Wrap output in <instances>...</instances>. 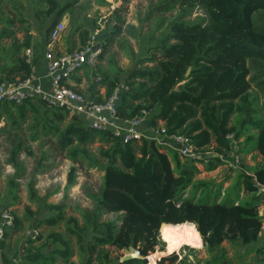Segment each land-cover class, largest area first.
I'll return each instance as SVG.
<instances>
[{"label":"trees","instance_id":"obj_1","mask_svg":"<svg viewBox=\"0 0 264 264\" xmlns=\"http://www.w3.org/2000/svg\"><path fill=\"white\" fill-rule=\"evenodd\" d=\"M24 1L0 0V81L25 80L35 66L34 60L28 62L26 54L34 46V36L21 9ZM96 1L100 6H110L106 0ZM148 1V17L154 19L156 29L142 37L146 53L140 66L126 77L117 70L112 58L108 68L99 65L96 70L84 68L89 86L79 92L96 102H104L118 84L125 83L130 89L121 94L118 102L120 116L133 118L146 109L151 115V125L163 123L171 132L188 135L204 150L215 143L214 151L224 155L229 153L226 135L235 132L238 139L246 136L247 144L254 142L261 164L253 167L243 164L242 172L227 173V178L232 171L238 176L237 192L226 194L229 198L226 201L219 197L212 203L197 201L195 197L186 198L189 188L204 186V182L196 180L199 169L194 161L183 159L154 141L125 144L113 133L95 130L84 118L72 117L45 100L21 105L0 102L3 122L0 138L11 141L6 163L16 171L10 181L13 186L26 172L20 156L26 153L35 157L34 150L27 145L26 134L41 147L45 142L51 143L53 151L66 153L73 161L82 158L96 161L105 172L100 191L91 194L93 208L80 210L82 222L74 216L68 217L66 206L47 204L53 214L43 218L38 227L65 223L69 236L50 232L47 241L39 245L36 243L41 236L35 240L28 237L26 246L20 250L8 243L11 230L20 225L16 217L1 243L4 264H147L146 256L156 251L163 227L171 223H194L202 235L203 247L211 253L225 242H240L251 246L246 255L256 253L254 264H264V217L259 210L264 204V191H261L264 187V0ZM33 2L37 14L52 19L45 30L43 50H37V55L46 52L52 30L66 16L69 33L64 38V50L55 48L56 56L83 47L101 30L97 43L103 50L100 64L123 31L118 9L103 20L99 10L92 17L83 13L90 9V1L88 5L80 0ZM6 8H10L11 15H7ZM197 8L204 9L207 18L187 19ZM175 11L177 16L160 31L165 24L163 16ZM129 27L137 38L135 26ZM127 44L123 38L120 47L129 57H135L133 47ZM96 75L101 77L100 82L96 81ZM101 88L105 89L104 93L100 92ZM97 144V155H93L91 149ZM243 151L248 148H242ZM49 153L43 150L42 159L49 158ZM221 165L224 162L219 157L211 158L208 169L212 171ZM39 167L44 168L43 161ZM74 171L72 168L71 183ZM241 190L252 195L249 201L238 200ZM30 191L34 199L36 192L32 185ZM109 213L118 214V220H105ZM73 239L82 257L80 263L71 260L75 256ZM51 243L57 246L49 247ZM107 247L117 251L133 247L140 257L121 262L122 256L113 257ZM178 255L163 257L160 264L176 263ZM181 256L180 264H190L189 254L181 252ZM202 263L225 264L219 256L197 264Z\"/></svg>","mask_w":264,"mask_h":264},{"label":"rangeland","instance_id":"obj_2","mask_svg":"<svg viewBox=\"0 0 264 264\" xmlns=\"http://www.w3.org/2000/svg\"><path fill=\"white\" fill-rule=\"evenodd\" d=\"M81 3L86 4L90 1V9L86 12L88 17L94 16L95 12L99 10L103 15V20L110 18L117 9L121 10L119 13L123 20V31L118 39L110 45V52L106 54L104 61L100 62L99 66L102 68H108L109 59L114 60V65L120 69L123 73V77H126L134 68L140 66V61L146 53V42L142 40V37L147 33L154 31V19H149L148 17V0H106L110 6H100L96 0H80ZM16 5L20 6L18 2ZM21 9L24 12V17L29 21L33 36H34V46H40L45 37L46 27L51 23L52 19L48 16L37 14L35 10V4L33 0H26ZM88 5V4H86ZM7 15H11L10 8L5 9ZM13 12V11H12ZM178 11L173 13H168L163 16L165 19V24L160 29L162 31L168 25V22L175 18ZM16 16L13 12V18ZM198 18H207L205 10L202 8H197L193 11L190 17L187 19L197 20ZM17 27L20 28L19 20H16ZM62 22L66 24V28L57 42V44L62 45L64 43L65 36L68 35V22L69 17L63 18ZM115 24V23H113ZM135 26L134 32L137 35L135 38L130 33V27ZM1 29V26H0ZM103 31L99 30L100 36H102ZM21 35V33H19ZM125 38L128 42L127 46H132L136 55L135 57H129L126 52L120 47V42ZM33 46V47H34ZM39 50H43L42 46ZM148 64V63H147ZM145 64V65H147ZM151 66V64H149ZM97 77V75H96ZM3 122L0 120V125ZM246 136L241 138L242 148L247 147L248 151L241 150L243 157V164L248 167H253L261 164L262 158L257 151L254 150V142L251 141L247 144ZM27 145H30L35 152V157H31L26 153L20 156V159L24 161L26 172L24 177L15 180V185L13 186L10 181L12 180L15 169L12 165L6 163L9 149L11 147V141L8 138H0V210L9 209L16 214L19 218L20 225L17 229L11 230V236L8 240L9 244L16 246L20 250L26 246V241L28 240V231H31L45 218L46 216H51L53 212L47 208V204H57L66 206L67 216H74L82 222V215L80 213L81 209H92L94 206L91 194H96L100 191L103 184L104 170L96 161L87 160L82 158L80 161H73L66 153H59L52 150V144L45 142L42 147L39 142H32L28 138V134L25 135ZM94 146L91 151L93 155H97L96 147ZM215 143L208 146V150L215 152ZM43 150L49 151L50 155L47 159H42L41 152ZM43 161L44 168H40V163ZM190 162V161H188ZM199 169L197 173L196 180L204 182L203 189H197L192 186L186 191V198L195 197L197 201H204L212 203L218 197L221 201H226L229 199L226 194L236 193V182L237 173L232 171L227 178V168L224 165L217 167L215 170L210 171L208 169L209 164L195 163ZM74 171V182L71 183V171ZM234 170V169H232ZM250 174V171L247 170ZM31 185L33 186L36 195H33L30 191ZM220 194V195H219ZM235 197V196H234ZM252 195L246 194L241 190L238 194V200L249 201ZM260 215L264 217V204L259 207ZM119 215L114 213H109L104 216L105 220H118ZM35 226V227H34ZM40 235L42 238L40 242L38 241L36 245L44 243L47 241V236L50 232H58L65 236L70 234L67 231L65 223H61L58 226H48L43 224L38 227ZM264 233V227H263ZM75 256L71 259L76 263L82 261V257L76 247L74 239L72 240ZM56 247L57 245L51 243L49 247ZM184 247V248H183ZM176 253L179 254V260L173 264H180L181 252L189 254V263L197 264L199 261H205L213 256H219L225 262V264H254L256 258V253H251L246 255L248 249L251 246H243L240 242L236 243H223L222 246L211 253L207 247H191L183 246ZM109 248L113 257L122 256V260L127 256L124 251H117L115 248ZM166 245L161 239V244L156 247L157 250L165 251ZM155 251V252H156ZM46 252V250H44ZM150 253L149 255H151ZM170 263V262H166ZM96 264V263H95ZM203 264V263H202Z\"/></svg>","mask_w":264,"mask_h":264},{"label":"built area","instance_id":"obj_3","mask_svg":"<svg viewBox=\"0 0 264 264\" xmlns=\"http://www.w3.org/2000/svg\"><path fill=\"white\" fill-rule=\"evenodd\" d=\"M65 28L66 24L64 22H60L55 26L45 52L47 74L51 77L50 90H44L37 83L39 77L36 74L35 66H33L30 77L25 80L18 82L0 81V102L9 101L21 105L26 101L36 103L39 100H45L53 107L66 110L72 117L84 118L88 125L95 130L113 133L115 136L122 138L125 144L131 141H154L159 146L176 152L181 158L194 161L198 165L209 164L211 158L219 157L228 170H238L242 167L241 139L237 138L235 132H229L226 135V141L229 143V153L227 155L212 152L208 149L204 150L198 148L188 135L171 132L163 123H159L157 126L151 125V115L146 109L133 118L120 116L118 102L121 94L130 89L125 83L118 84L111 96L104 102H96L85 94L69 87L66 81L73 75L87 67L92 70L97 69L103 50L101 46H97L99 34V30H97L83 47L56 56L55 47ZM26 54L28 62L31 63L34 60L33 50H27ZM96 81H101L99 75L96 77ZM15 221L16 216L12 210H0V264H4L1 243L5 240L8 229L14 226ZM39 235L38 228L28 231V237L33 240ZM137 253L140 257V253L138 251ZM150 256H146L147 264L151 262ZM162 258L163 256L158 258L157 264H160Z\"/></svg>","mask_w":264,"mask_h":264},{"label":"bare ground","instance_id":"obj_4","mask_svg":"<svg viewBox=\"0 0 264 264\" xmlns=\"http://www.w3.org/2000/svg\"><path fill=\"white\" fill-rule=\"evenodd\" d=\"M201 236L202 235L199 234L194 223L177 225L171 223L169 225H165L161 234L162 241L166 245L165 251L163 252L161 250H157L156 252H153L150 256V264H157L158 258L164 254L171 255L176 253L183 246L202 247L203 240Z\"/></svg>","mask_w":264,"mask_h":264},{"label":"crops","instance_id":"obj_5","mask_svg":"<svg viewBox=\"0 0 264 264\" xmlns=\"http://www.w3.org/2000/svg\"><path fill=\"white\" fill-rule=\"evenodd\" d=\"M40 46H37V47L34 46L32 48L33 54H34L36 74L39 77V81L37 83L39 85H41L44 90L49 91L50 90L51 77L48 76V74H47V66H46L47 62L45 59V52L43 54L39 53L37 55V50H39ZM55 48L60 49V50H64L65 47L63 46V44L62 45L56 44ZM66 84L69 87H71L77 91H86L88 86H89L88 80H87L86 76L84 75V70L73 75L69 80L66 81ZM104 91H105V89H103V88L100 89L101 93H104ZM242 159H243V157H242ZM238 170H239V172H242V168H240ZM229 171L230 170L227 169V172H229ZM166 256H168V255H166V254L163 255V257H166Z\"/></svg>","mask_w":264,"mask_h":264},{"label":"water","instance_id":"obj_6","mask_svg":"<svg viewBox=\"0 0 264 264\" xmlns=\"http://www.w3.org/2000/svg\"><path fill=\"white\" fill-rule=\"evenodd\" d=\"M189 73V71H188ZM261 191H264V187H261ZM160 238L162 239V237L160 236ZM124 253L127 255L123 260H121V262H124L126 260H130V259H136L139 258L138 257V253L137 250L133 247H130L128 249L124 250Z\"/></svg>","mask_w":264,"mask_h":264}]
</instances>
